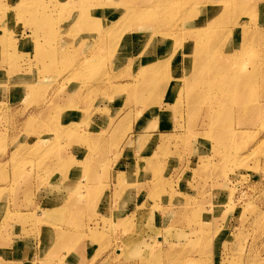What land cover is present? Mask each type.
Listing matches in <instances>:
<instances>
[{"label":"rangeland","instance_id":"1","mask_svg":"<svg viewBox=\"0 0 264 264\" xmlns=\"http://www.w3.org/2000/svg\"><path fill=\"white\" fill-rule=\"evenodd\" d=\"M78 1L0 0V264H264L262 0H232L245 15L212 30L220 40L210 58L222 68L241 50L245 24L256 29L233 64L260 74L250 114L227 116L202 93L207 65L189 76L209 43L190 59L196 30L180 26L201 20L190 9L211 0H103L91 31L90 16L68 10ZM158 4L161 27H151L155 14L143 28L127 17ZM207 6L209 18L216 9ZM189 80L197 89L181 92ZM115 173L128 183L117 185Z\"/></svg>","mask_w":264,"mask_h":264},{"label":"bare ground","instance_id":"2","mask_svg":"<svg viewBox=\"0 0 264 264\" xmlns=\"http://www.w3.org/2000/svg\"><path fill=\"white\" fill-rule=\"evenodd\" d=\"M23 1V0H22ZM30 1V0H29ZM34 1V0H33ZM38 1V0H37ZM42 1V0H41ZM87 1V2H86ZM103 0H101V1H99V2H96L95 4H91V0H85V1H83V0H79L78 2H75V3H79V4H75L72 8H70V9H68V10H70V13L71 14H73L74 12H80L81 14H80V16H82V17H89V19L92 21V22H96V24L95 25H97V26H95L94 24H83V27L84 28H89L90 30L89 31H91V29H93L94 27H98V20L100 19V17H98V15H100V16H104V15H106V13L105 12H103L104 11V9L103 8H101V7H103V5H102V2ZM110 1V0H109ZM112 2H115V3H117V1L118 0H111ZM144 1V0H143ZM146 1V0H145ZM148 1V0H147ZM155 1V0H154ZM170 1V0H169ZM171 1H173V0H171ZM179 1V0H178ZM184 1V0H183ZM189 1V0H188ZM190 1H192V0H190ZM197 1V0H196ZM195 0L193 1V2H196ZM199 1V0H198ZM197 1V2H198ZM201 1V0H200ZM231 1L232 0H211V2L209 1V3L208 2H206L205 1V3L203 2V3H201L200 5H198V6H193V8H191L190 10H192L194 13H192L191 15H194V14H199V15H201L202 16V18H201V20H199V21H197L196 22V24H195V22L193 23V22H189L190 20V18L189 19H187V17H184V22H182L181 23V25L180 26H184V25H187V27H192L194 30H196V31H190L188 34L189 35H191L190 36V38L192 39V40H194L193 42H198L199 43V45L197 44L196 46L195 45H192V46H190V48H189V52L187 53V55H188V57L191 55V58L193 57V54H195V51H197V52H200V50H202L203 49V44L206 42V43H209V45H208V48H207V50H208V52L206 53L205 51L203 52L204 54V56H202L201 58H199L198 57V59H196V60H194L193 61V58L191 59L190 57V73H189V76L191 75V79H192V76L194 77V79L193 80H195L196 78V76L197 75H199L200 76V74H199V72H200V69H202L203 70V67L205 68L206 67V65H207V70L208 71H206L207 73L206 74H204L205 76H204V78H203V80L201 81V86H202V88H203V91H202V93L204 94V96L206 95V94H208V97L209 98H214V103L216 102L217 103V101L219 100V102H221L222 104L219 106L220 107V109L218 110V111H221V112H224L225 113V115L227 116V115H232L234 112H235V110L236 109H238L237 110V112L239 111L240 112V114H244V115H246V114H250V108H251V106H250V108H249V101H252V100H250V97H247L248 96V94L250 93V87L253 85V83L254 82H258V78H260V74L258 73V71H255V70H250V71H248L247 73H242L241 71H239V70H237V68L235 67V65H233L234 63H235V59H236V61L239 59H244L243 57H244V54H245V51H246V49H245V47H246V45L248 44H246V42H247V40H249L248 38L249 37H251V36H253V35H255V33H254V31H256V29H252V27H251V29H250V26H252V25H247L249 22H247L245 25V28L244 29H241L240 30V33L241 34H243L240 38H241V40H240V45H241V50H234L233 49V51L232 52H235V53H231L232 54V58L234 59V62L231 64V66L230 65H226V66H224V67H220V63L219 62H221V61H219V60H217L218 58V56H219V54H217L216 55V58L217 59H214L213 58V60H212V58H210L211 57V55L214 53V49L218 46V44H219V40L220 39H218V38H216L215 39V36L213 37V42L211 41L212 39H210L211 38V35L213 34V28L215 27H217V22H218V20H224V22H228L229 21V23L230 24H232L234 21H236V20H238V19H242V17L245 15V13L244 14H242L243 13V9H242V7L241 6H236V5H231L232 7L230 8L228 5L231 3ZM256 1V0H255ZM35 2H36V0H35ZM68 1H65V3H67ZM156 2L158 3V0H156ZM257 2V1H256ZM261 2V1H260ZM10 3V2H9ZM15 3V2H14ZM13 3V4H14ZM32 3V2H31ZM34 3V2H33ZM69 3V2H68ZM106 3V2H105ZM148 3V2H147ZM161 1L159 2V4L161 5ZM164 3V2H163ZM183 3V2H182ZM212 3V4H211ZM35 4V3H34ZM34 4H33V6H34ZM41 4V3H40ZM40 4H38V6L40 5ZM73 4V3H72ZM84 4H88L87 6L88 7H86V5H84ZM97 4V5H96ZM159 4H158V8H156V11H154V12H152V9L153 8H149V9H145L144 7V9H143V12L144 13H142V12H139L138 10H134V9H131V11H129V14H128V18H129V20H130V18H131V23H133V24H135L136 23V25H138V26H140L141 28H143V26H144V24H146V25H148V23L149 22H147L146 23V20H147V16L149 15V16H154V14L156 15V21H154L155 23H154V26L152 25L151 27L152 28H154V29H156V27L159 25L160 27L163 25V23L165 22L164 20H161V18L162 17H164V14L166 13L167 14V12H165L164 14H163V12H162V8H160L159 7ZM165 4V3H164ZM168 4V3H167ZM171 4V3H170ZM208 4H210V5H213L214 4V7H215V9H216V11H214L213 13L212 12H210V14H212V16L211 17H209L208 18V15H205L204 16V12H205V14H207V12H206V7H208L207 5ZM20 5V4H19ZM29 5V7H30V9H31V7L32 6H30L31 4H28ZM47 5V4H46ZM79 5V6H78ZM186 5V4H185ZM25 6H26V4H25ZM51 6V5H50ZM53 6V5H52ZM76 6H78L77 8H76ZM83 6H84V8H83ZM162 6V5H161ZM167 6V5H166ZM165 6V7H166ZM172 6V5H171ZM183 6V5H182ZM188 6V5H187ZM200 6H204V7H200ZM24 7V6H23ZM35 7V6H34ZM42 7V6H41ZM169 7V6H168ZM175 7H176V5H175ZM178 8H180V6H177ZM189 7V6H188ZM221 7V8H220ZM256 7H258V8H260V7H264V0H262V3H259L258 4V2H257V4H256ZM39 8H40V6H39ZM46 9H48L47 7H45ZM164 8V7H163ZM184 8V7H183ZM182 8V9H183ZM187 8V7H186ZM223 8V9H222ZM36 9V8H35ZM41 10H42V8H40ZM96 9V11H94ZM165 10L167 9L168 10V8L166 7V8H164ZM175 9V8H174ZM181 9V10H182ZM251 9H254V8H251ZM20 10V9H19ZM41 10H39V12L41 11ZM51 10V9H50ZM55 10V9H54ZM68 10H66V11H68ZM166 10V11H167ZM170 10V9H169ZM172 10V9H171ZM177 10V9H176ZM0 11H2L1 9H0ZM12 11V10H11ZM10 11V12H11ZM17 11V10H16ZM31 11V10H30ZM118 11V8H113V12L112 13H116ZM174 11V10H173ZM3 12V11H2ZM27 12V11H26ZM25 12V13H26ZM29 12V11H28ZM48 12V11H47ZM126 11H124V13H125ZM180 12V11H179ZM178 12V13H179ZM8 13H9V11H8ZM13 13V12H12ZM11 13V14H12ZM32 13H35L34 11L32 12ZM10 14V15H11ZM15 14H17V13H15ZM22 14V13H21ZM28 14V13H27ZM38 14V13H37ZM46 14V13H45ZM51 14V13H50ZM166 14H165V16H166ZM171 14H172V12H171ZM234 14H237V17H234ZM29 15H30V13H29ZM32 15V14H31ZM31 15H30V17H31ZM48 15V14H47ZM70 15V14H69ZM111 15H114V14H111ZM15 16V15H14ZM13 16V17H14ZM24 16H25V14H24ZM38 16V15H37ZM41 16V15H40ZM42 16H43V14H42ZM58 16V15H57ZM159 16H160V18H159ZM179 16H180V14H179ZM236 16V15H235ZM11 17V16H10ZM26 17V16H25ZM45 17V16H44ZM49 17H51V16H49ZM94 17V18H93ZM34 18V17H33ZM45 18H47V17H45ZM118 18H120L119 16H118ZM125 18V17H124ZM180 18V17H179ZM40 19V18H39ZM151 19V18H150ZM5 20V19H4ZM31 20H32V18H31ZM45 20V19H44ZM58 20V19H57ZM65 20H68L67 19V17H65ZM74 20H77V19H74ZM152 20V19H151ZM49 21H50V19H49ZM87 21V20H86ZM4 22V21H3ZM33 22V21H32ZM37 22V21H36ZM41 22V21H40ZM40 22H38V23H40ZM70 23V22H69ZM73 23V22H72ZM71 23V24H72ZM11 24V23H10ZM16 24V23H15ZM23 24V23H22ZM80 24V23H79ZM153 24V23H152ZM229 24V25H230ZM244 24V23H243ZM24 25V24H23ZM61 25V24H60ZM0 26H1V24H0ZM4 26V25H3ZM52 26V25H51ZM50 26V27H51ZM65 26H68V25H65ZM79 26V25H78ZM179 26V25H178ZM198 26V27H197ZM150 27V28H151ZM159 27V28H160ZM237 27V26H236ZM32 28H33V26H32ZM72 28H74V27H72ZM228 28H229V26L226 28V35H224L223 37H222V39H225L224 40V42L226 41V39H229V37H230V35H231V31H230V33H229V30H230V28H229V30H228ZM242 28V27H241ZM253 28H254V26H253ZM3 29V28H2ZM64 29V28H63ZM70 29V28H69ZM74 29H76V28H74ZM80 29V28H79ZM135 29V28H134ZM176 29V28H175ZM197 29H199V30H197ZM221 29V28H220ZM259 29V28H258ZM264 29V28H263ZM36 30V29H35ZM110 30H113V28L112 29H110ZM232 30V29H231ZM183 31V30H182ZM46 32V31H45ZM70 32V31H69ZM85 32V31H84ZM99 32V31H98ZM116 32V31H115ZM128 32H129V30H128ZM134 32V31H133ZM153 32V31H152ZM175 32H177V30L175 31ZM185 32V31H184ZM219 32V31H218ZM217 32V33H218ZM61 33V32H60ZM65 33H67V32H65ZM82 33V32H81ZM101 33V32H100ZM113 33H114V31H113ZM123 33V32H122ZM127 33V32H126ZM35 34V33H34ZM59 34V33H58ZM57 34V35H58ZM73 34V36H74V33H72ZM83 34V33H82ZM93 34H94V32H93ZM109 34V33H108ZM175 34V33H174ZM260 34H261V32H260ZM55 35V34H54ZM65 35V34H64ZM78 35V34H77ZM76 35V36H77ZM99 35V34H98ZM124 35V34H123ZM257 35H258V32H257ZM47 36V35H46ZM60 36V35H59ZM73 36H71V37H73ZM105 36V35H104ZM110 36V35H109ZM8 37V36H7ZM28 37V36H27ZM35 37H36V35H35ZM47 37H49V35L47 36ZM57 37V36H56ZM61 37V36H60ZM67 37H69V36H67ZM113 37V36H112ZM119 37H120V35H119ZM231 37H232V35H231ZM62 38H63V36H62ZM62 38H61V40H62ZM75 38V37H74ZM114 38V37H113ZM181 38H183V37H181ZM181 38H180V40H181ZM264 38V37H263ZM24 39V38H23ZM31 39V38H30ZM38 40L40 39L39 37L37 38ZM36 39V40H37ZM43 39V38H42ZM57 39V38H56ZM221 39V40H222ZM257 39H258V37H257ZM259 39L261 40V38L259 37ZM6 40V39H5ZM10 40V39H9ZM36 40H34V41H36ZM44 40V39H43ZM60 40V41H61ZM92 40V39H91ZM103 40V39H102ZM106 40V39H105ZM8 41V40H7ZM12 41V40H11ZM11 41H8V42H11ZM70 41V40H69ZM78 41V40H77ZM80 41V40H79ZM223 41V40H222ZM257 41V40H256ZM4 42V41H3ZM7 42V43H8ZM38 42V41H37ZM56 42V41H55ZM75 42H76V40H75ZM104 42V41H103ZM148 42H149V40H148ZM147 42V43H148ZM182 42V41H181ZM179 43V44H182V43ZM221 42V41H220ZM264 42V41H263ZM6 42L4 43V44H7ZM12 43L13 42H11V45H12ZM57 43V42H56ZM114 43V42H113ZM260 43V42H259ZM10 44V43H9ZM7 45L8 47H10V45ZM34 44V43H33ZM40 44H42V43H40ZM45 44V43H44ZM59 44V43H58ZM63 44H65V42L63 43ZM75 44V43H74ZM107 44V43H106ZM194 44V43H193ZM221 44V43H220ZM51 45V44H50ZM76 45V44H75ZM223 45H225L224 43H223ZM4 46V45H3ZM58 46H60V45H58ZM63 46V45H62ZM67 46H68V44H67ZM71 46V45H70ZM79 46V45H78ZM102 46V45H101ZM125 46V45H124ZM182 46V45H181ZM250 46V45H249ZM7 47V48H8ZM11 47H13V46H11ZM95 47H96V45H95ZM107 47V46H106ZM110 47H111V45H110ZM2 48V42L0 41V49ZM7 48H5V50L7 49ZM70 48V47H69ZM68 48V49H69ZM113 48V47H112ZM111 48V49H112ZM115 48H116V46H115ZM235 48V47H234ZM39 49V48H38ZM42 49V48H41ZM59 49H60V47H59ZM67 49V50H68ZM76 49V48H75ZM89 49V48H88ZM100 49V48H99ZM239 49V48H238ZM264 49V48H263ZM4 49H3V51H5ZM58 50V49H57ZM56 50V51H57ZM110 50V49H109ZM172 50V49H171ZM171 50H169V52L168 53H172V51ZM1 51V50H0ZM2 51V52H3ZM48 51H50V50H48ZM63 51V50H62ZM61 51V52H62ZM81 51H82V49H81ZM97 51V50H96ZM112 51V50H111ZM248 51V50H247ZM5 52H7V51H5ZM219 52V51H218ZM4 53V52H3ZM59 53V52H58ZM65 53H67V52H65ZM80 53V52H79ZM83 53V52H82ZM81 53V54H82ZM85 53H86V51H85ZM5 54H7V53H5ZM11 54V53H10ZM33 54V53H32ZM52 54H54V52L52 53ZM69 54V53H68ZM222 54V53H221ZM57 55V54H56ZM95 55H97V54H95ZM236 55V56H235ZM71 56V55H70ZM69 55H68V57H70ZM171 56V55H170ZM208 56H209V58L210 59H207L208 58ZM225 56V55H224ZM246 56V55H245ZM99 57V56H98ZM207 57V58H206ZM56 58V57H55ZM54 58V59H55ZM94 58V57H93ZM226 58L227 59H229V60H231L230 59V57H229V54H228V52H227V54H226ZM257 58V57H256ZM64 59H65V57H64ZM157 59V58H156ZM258 59V58H257ZM227 61V62H230V61ZM10 61V60H9ZM158 61V60H157ZM241 61V60H240ZM240 61H239V64H240ZM47 62V61H46ZM93 62V61H92ZM162 62V61H161ZM226 62V61H225ZM226 62V63H227ZM260 62V61H259ZM262 62V61H261ZM8 63V62H7ZM10 63H11V61H10ZM42 63H43V61H42ZM131 63V62H130ZM160 64V63H159ZM45 65V64H44ZM150 65V64H149ZM161 65V64H160ZM47 66V65H46ZM159 66V65H158ZM252 66H254V65H252ZM42 67V66H41ZM45 68V67H44ZM43 69V68H42ZM46 69V68H45ZM147 69V68H146ZM146 69H144V72H145V70ZM163 69V68H162ZM161 69V70H162ZM255 69V68H254ZM127 70V69H126ZM125 70V71H126ZM135 70V69H134ZM160 70V67H157V65H156V63H155V67L154 66H152L151 68H150V73H153V74H155L156 72H158ZM258 70V69H257ZM78 71V70H77ZM146 72H148V71H146ZM0 73L2 74V71H0ZM132 73V72H131ZM203 74H201V75H203ZM7 75V74H6ZM22 75V74H21ZM27 75V74H26ZM29 75V74H28ZM125 75V74H124ZM146 75V74H145ZM1 76V75H0ZM32 77V76H31ZM135 78H136V76H134ZM139 77H140V75H139ZM139 77H138V79H139ZM149 77H150V79H149V81H146L145 83H150V81H151V78L153 77V75L151 76V74L149 75ZM5 78V77H4ZM34 78V77H33ZM167 78V77H166ZM199 78V77H198ZM263 78V77H262ZM1 79V78H0ZM142 79V78H141ZM155 79V78H154ZM189 79H190V77H189ZM202 79V78H201ZM200 79V80H201ZM137 80V79H136ZM153 80V79H152ZM156 80V79H155ZM154 80V81H155ZM193 80H189V82H185L183 85H182V89H181V92H183V90L185 89V92H187L188 93V91L190 92V91H192V89H193V91L195 90V88L197 89V85H195L194 84V81ZM260 80H263L264 81V79H260ZM198 81V80H197ZM139 82V81H138ZM156 82V81H155ZM154 83V82H153ZM157 83V82H156ZM35 85V84H34ZM141 85V84H140ZM139 85V86H140ZM148 85V84H147ZM160 85V84H159ZM159 85H157L158 86V89H159ZM162 85V84H161ZM105 86V85H104ZM148 86H150V84L148 85ZM166 84L164 85V83H163V85L161 86L162 88H161V90H158V89H155L154 88V86L152 87L154 90H158L159 91V93H160V91L161 92H163L164 91V88L166 89ZM32 87H34L33 85H32ZM169 87V86H168ZM195 87V88H194ZM140 88V87H139ZM145 88H146V85H145ZM148 88H150V87H148ZM148 88H147V90H148ZM157 88V87H156ZM201 88V89H202ZM34 89V88H33ZM141 89H144V87L143 88H141ZM146 90V91H147ZM150 90V89H149ZM178 90V89H177ZM157 91V92H158ZM179 91V90H178ZM76 92V91H75ZM75 92L73 93V94H75ZM195 92V91H194ZM196 92H197V90H196ZM79 93V92H78ZM159 93H158V95H159ZM182 94V93H181ZM234 94H247L244 98H246V99H244V98H242V99H240L239 101H237V99H236V97H235V95ZM154 95V94H153ZM157 95V94H156ZM157 95V96H158ZM192 96V95H191ZM203 96V97H204ZM77 97V96H76ZM207 98V97H206ZM110 99V98H109ZM188 99H189V97H188ZM205 99V98H204ZM177 100V99H176ZM202 100V99H201ZM189 101V100H188ZM177 102V101H176ZM67 103V102H66ZM189 104H191V102H189ZM174 105V104H173ZM209 105V104H208ZM213 105V104H212ZM251 105V104H250ZM152 106V105H151ZM151 106H149V107H151ZM211 106V105H210ZM73 107V106H72ZM216 107V106H215ZM65 108H67V107H65ZM260 108H261V106H260ZM62 109L63 108H60V110H59V112L61 113L62 112ZM75 109V108H74ZM159 109V108H158ZM173 110V109H172ZM194 110V109H193ZM196 110V109H195ZM216 110V109H215ZM174 111V110H173ZM213 111H214V109H213ZM253 111V110H252ZM174 112H176V111H174ZM173 112V113H174ZM194 112V111H193ZM195 112H197V111H195ZM199 112V111H198ZM208 115V114H207ZM214 115V114H213ZM217 115H218V113H217ZM215 117V116H214ZM230 117V116H229ZM217 118V117H216ZM227 118V117H226ZM225 118V119H226ZM49 119V118H48ZM223 119V118H222ZM229 120V119H228ZM240 120V119H239ZM222 121H224V120H222ZM222 121H220V122H222ZM225 122V121H224ZM239 122V121H238ZM244 122V121H243ZM228 123V122H227ZM231 123V122H230ZM244 123H246V122H244ZM243 123V124H244ZM68 124V123H67ZM232 124V123H231ZM238 124V123H237ZM248 124V123H247ZM228 125V124H227ZM241 125V124H240ZM72 126V125H71ZM227 127V126H226ZM225 127V128H226ZM39 128V127H38ZM65 128V130H68V127H64ZM63 129V128H62ZM232 129V128H231ZM226 130H227V128H226ZM70 131V130H69ZM68 131V132H69ZM231 131V130H230ZM67 132V133H68ZM227 132V131H226ZM229 132V131H228ZM65 135V134H64ZM69 135V134H68ZM67 135V136H68ZM212 141V140H211ZM91 147V146H90ZM88 149V148H87ZM223 149V148H222ZM126 173H128V172H126ZM114 181L116 182V184L117 185H124L125 183H126V181L125 180H127V183H128V175H126V174H118V173H115V175H114ZM3 180V179H2ZM5 212V211H4ZM90 232V231H89ZM91 233V232H90ZM58 243H59V239H58ZM55 245V244H54Z\"/></svg>","mask_w":264,"mask_h":264}]
</instances>
